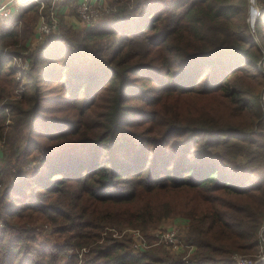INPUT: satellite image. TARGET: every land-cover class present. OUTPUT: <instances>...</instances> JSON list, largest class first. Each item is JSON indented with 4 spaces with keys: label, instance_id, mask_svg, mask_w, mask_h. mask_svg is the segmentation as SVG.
I'll use <instances>...</instances> for the list:
<instances>
[{
    "label": "trees",
    "instance_id": "16d2710c",
    "mask_svg": "<svg viewBox=\"0 0 264 264\" xmlns=\"http://www.w3.org/2000/svg\"><path fill=\"white\" fill-rule=\"evenodd\" d=\"M256 1L250 26L249 0H112L93 26L80 33L59 19L56 35L33 49L46 6L25 1L0 17V138L8 119L7 141L20 134L22 154L35 159L0 190V264H187L135 253L121 234L176 216L188 222L181 239L193 264H235L233 255L258 251ZM22 56L28 65L15 73ZM18 79L23 91L9 100ZM48 227L54 240L44 244L37 236Z\"/></svg>",
    "mask_w": 264,
    "mask_h": 264
},
{
    "label": "rangeland",
    "instance_id": "374dc122",
    "mask_svg": "<svg viewBox=\"0 0 264 264\" xmlns=\"http://www.w3.org/2000/svg\"><path fill=\"white\" fill-rule=\"evenodd\" d=\"M27 1H33V0H27ZM41 1L44 2V4H46L47 2L48 3L51 2V0H37V3H40ZM70 1H71L70 5L67 2V0H64L60 3L55 4L54 8L57 12L58 19H59V9L61 5L64 4L67 7H69L71 15L74 16L80 23H82L83 26H85V24L82 21H80L75 14L76 0H70ZM111 1L112 0H109V1L106 0V2L108 3L107 8L109 7ZM249 2L251 3V6H256L257 9H259V3L256 0L255 1L249 0ZM95 3L103 6L101 0H96ZM104 3H105V0H104ZM11 4L13 6L15 4L14 13L17 12L19 8L18 6L19 3H17L16 0H14V2H12ZM107 8L105 9L102 8V10L105 11L107 10ZM39 10H40V7H39ZM249 25L251 26L252 24H249ZM30 38H31L30 41H32L33 38L32 37ZM31 44L36 45L38 43L34 42L33 40ZM28 48L33 49V46L28 47ZM27 65H28V61L26 60L25 57L22 56L21 59L14 58L10 64V68L11 70H14L15 73H18L20 71L25 70ZM18 84H19L18 89L10 90L9 94L12 98L9 100L19 99L23 91V88H24L23 79H18ZM5 124H6V127L4 128V131L0 138V190L3 189L6 185H9L10 183L14 182L19 176L27 175V173H30L35 167V159H33V156L32 155L25 156L22 154V149L23 148L25 149L26 146L24 144V141L20 139V134H18L19 138L17 136L16 137L13 136L12 141H7V134H6L7 125L10 124V120L7 119ZM239 160H241V162L244 161L242 158H239ZM37 224L41 226L40 221H38ZM187 224H188L187 220L181 216L180 217L176 216V217H172L167 220L161 221L158 225L151 227L150 230H148L147 232H143L145 234V235L143 234L144 246H142V248L140 249H143L142 251H145V250L147 251L148 249H152L161 255L167 254L169 256H174L177 258L179 257L181 261H184L185 263L188 262L187 264H191V261L188 260L189 256L187 257V259L186 258L185 260L183 259L184 258L183 256L187 254L188 248L186 247L187 244L184 243V241L181 239V236H182V233H185L187 229ZM263 225H264V221H263ZM130 231H131L130 229L124 230L121 234H125L126 236H128L129 238L133 240L132 249L134 250L135 249L134 242H136L137 240L132 237ZM166 231L173 232L176 235V237L179 239L182 245L181 249L177 250V249H172V247L167 248L165 247V245H162V244H156L155 242L157 241L156 233L157 234L158 232L165 233ZM50 232H51V228L48 227L44 229V231L41 232L40 236H37V237L41 242L43 243L45 242L44 244H48L49 241L47 240H54L53 236H50L51 234ZM191 250H193V248H191ZM142 251H138V252H142ZM258 262L264 263V261H261V260H258ZM78 264H80V259L78 260Z\"/></svg>",
    "mask_w": 264,
    "mask_h": 264
},
{
    "label": "built area",
    "instance_id": "2783aa9c",
    "mask_svg": "<svg viewBox=\"0 0 264 264\" xmlns=\"http://www.w3.org/2000/svg\"><path fill=\"white\" fill-rule=\"evenodd\" d=\"M27 0H16L17 3L21 4ZM37 1V0H33ZM64 0H51L50 3L44 4V2L39 3L40 10L47 7L46 12L44 14H40L38 25L35 29L34 42H46L50 40L57 33V27L59 19L57 17V12L55 10V4L60 3ZM96 0H76L75 2V14L77 18L85 24V27H91L96 22L100 20L102 6L95 3ZM255 1V0H254ZM14 0H0V16L1 17H9L14 13V6L11 4ZM18 4V6H19ZM18 8V7H17ZM104 9V8H103ZM259 13V9L256 6L250 5L249 17L246 20L247 23L253 24ZM131 230V229H130ZM264 225L260 231L259 235V245L258 251L255 254H235L233 255L235 264H258V260L264 261V235H263ZM131 235L137 241L134 242V250L133 252L142 251V246H144V236L139 230H131ZM156 244L165 245V247L172 249H181L182 245L179 239L173 232L166 231L165 233L158 232ZM147 247V246H145ZM188 248L187 254L184 255L183 259H187L189 254L192 252V246H186ZM188 263V262H186ZM193 264V263H191Z\"/></svg>",
    "mask_w": 264,
    "mask_h": 264
},
{
    "label": "crops",
    "instance_id": "0c3cea01",
    "mask_svg": "<svg viewBox=\"0 0 264 264\" xmlns=\"http://www.w3.org/2000/svg\"><path fill=\"white\" fill-rule=\"evenodd\" d=\"M102 1V7L105 9L107 8L108 6V3L106 2L105 0V3H104V0H101ZM109 1V0H108ZM59 19H62L64 23H66L67 25L69 26H72L74 28L75 31L77 32H83L85 30V26L82 25V23H80L74 16L71 15L70 13V9L69 7H67L66 5L62 4L60 9H59ZM35 32V30H34ZM33 32V34H34ZM34 40V35L31 36ZM31 38H29L27 44H28V47H31V46H35L32 43V41H30Z\"/></svg>",
    "mask_w": 264,
    "mask_h": 264
}]
</instances>
